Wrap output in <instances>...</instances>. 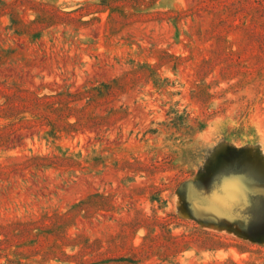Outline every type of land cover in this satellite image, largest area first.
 I'll list each match as a JSON object with an SVG mask.
<instances>
[{"label":"rangeland","instance_id":"1","mask_svg":"<svg viewBox=\"0 0 264 264\" xmlns=\"http://www.w3.org/2000/svg\"><path fill=\"white\" fill-rule=\"evenodd\" d=\"M0 264H264V0H0Z\"/></svg>","mask_w":264,"mask_h":264}]
</instances>
